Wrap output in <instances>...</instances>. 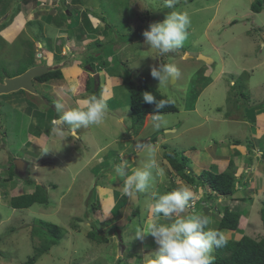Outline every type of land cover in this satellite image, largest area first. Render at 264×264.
<instances>
[{
    "label": "rangeland",
    "instance_id": "obj_1",
    "mask_svg": "<svg viewBox=\"0 0 264 264\" xmlns=\"http://www.w3.org/2000/svg\"><path fill=\"white\" fill-rule=\"evenodd\" d=\"M58 1L5 0V5L0 7V14H6L7 17V20L4 19L6 26L0 29V72L15 74L22 71L29 55L31 56L30 52L40 43H43L44 48L50 49L48 35L41 32L45 30L46 33L54 34L57 28L53 25L45 27L48 26L47 16L43 20L42 13L49 11L47 3L51 7H60L57 5ZM251 1L255 0H178L175 8L169 9L165 6V0H76L70 5L74 8V15H69L67 10L65 14L58 13L57 19L66 22L65 29L73 31L75 36L81 34L77 37L79 42L82 40L81 45L73 48L84 46L88 42L95 45L92 51V66L96 70L105 66L103 60L108 58L105 54H113L108 58L110 63L105 66L104 73L101 71L102 86L106 87L104 90H108L111 95L110 99H107L111 108L115 109L122 119L118 120L114 114L105 113L100 125L77 129L81 135V140H78L67 131L59 129L56 123L53 125L51 121L45 120L44 115V118L33 115L35 102L28 103L31 108L26 102L23 108H19L14 106L12 98H8L10 101L4 100L11 94L0 96V264H21L34 255L36 248L43 244V234L35 232L34 229L40 225L41 219L61 226L63 236L59 243L52 244L49 251L38 258L36 264H145L146 255L153 252L157 245L154 239L152 247L146 243L149 236L143 241L133 240L134 233L141 225L140 220L146 216L153 218L149 208L152 204L151 193L169 192L163 189L164 176L171 168L169 161L163 159L165 146L185 151L196 174L201 173L203 169H215V159L212 158L214 152L219 156L222 152L246 159L242 153L230 148L232 141L241 138L244 143L249 135L246 143L252 144L251 126L253 132L258 125L264 127V9L258 13L252 11ZM43 4V9L37 11V5ZM173 10L187 12L191 20L188 38L183 47L167 54L149 49L144 44L143 32L149 29L150 24L162 22L167 13ZM19 12L21 16L16 17ZM147 12H150V18H147ZM101 15H104L108 22H105ZM12 17L15 19L11 22ZM89 17L93 19V23L89 21ZM32 19L33 22L30 21ZM109 20L117 21V24L113 25ZM235 20L237 22L233 23ZM128 21L133 25L131 30L127 25ZM100 22L102 25L98 32L96 27ZM256 25L263 27L262 32H255ZM249 30L261 38V45H255L253 40L247 37L246 32ZM77 39L71 37L70 41L76 43ZM67 46H70V42ZM199 52H203V55L210 57L215 63L212 65L198 59L199 56L197 58L196 55ZM66 56L70 60L63 67L62 73L70 83L77 74L75 61L83 60L81 57L73 58L72 54ZM163 63L177 67L179 75L176 82H172L170 77L160 83L151 76V68H158ZM77 65L79 69H85L79 63ZM71 67L76 73L75 70L68 72ZM226 68L232 74L224 73L220 78L217 77ZM251 68L254 70L251 71ZM48 78L49 75H45V80ZM83 79L82 77L81 80ZM131 81H146L154 85L172 99L178 110L159 113L163 123L158 129L154 126L153 116L149 119L147 116L148 120L143 128L136 132L132 126L134 118L129 91ZM45 82L51 83L55 80L49 79ZM248 83H251L250 88ZM94 88L87 90V94H94ZM58 90H63L61 97H57L59 91L54 93L50 86L46 88L48 93L43 87L38 88L39 92H44L53 102L62 103L65 110L75 108L69 97L63 101L66 89L58 86ZM253 93L257 95V101L253 100L255 105L249 102L254 98L250 97ZM83 94H86V86L77 95ZM29 96L36 100L37 104L42 103L39 96L37 99ZM25 98V95H22L21 99ZM237 105L246 106V112L243 108L237 111ZM52 108L54 109L53 106ZM232 109L238 114L235 119L240 121L244 119L243 115L251 119L248 120L250 122L246 133L243 123L235 122L234 118L230 117L233 115ZM50 115H55V112L52 111ZM258 119L263 122L259 123ZM35 126H40L43 132L50 130L54 136L57 134L56 142L51 143L52 136L46 132L47 136L43 137L47 143L46 147L41 148L35 144L33 141L40 142ZM140 144L155 146L156 160L159 168L163 169V174L153 170L151 188L147 193L124 197L129 199L127 204H124L126 200L116 202L115 211L106 214L111 201L107 199L110 197L109 192L104 193L99 185L96 196H92L91 192L96 183L103 185L105 189L112 187L119 190L116 185L118 182L119 188L123 189V178L115 175L114 165L123 161L129 174L142 166L146 153L138 151L137 146ZM100 146L103 149L98 151ZM111 147L114 149L113 154H109ZM119 149L124 150L121 152L123 155L120 154L121 157L118 154ZM39 154L41 157H38ZM16 157H24L30 162L29 175L23 176L24 178L16 175L7 181L4 178L8 176L9 158L14 161ZM171 173L176 181H181L179 176ZM263 173L260 170L258 174L256 172L255 177L261 178ZM245 175L251 176V173L247 171ZM38 186H42L48 195V203L36 202L23 209L12 207L10 201L14 196L32 194ZM139 195L141 196L138 198ZM114 196L116 197L113 192V200ZM224 199H214L213 205L218 209L226 206L240 209L246 223L244 234L256 239L264 235L260 203L251 209L249 202L234 204L229 197ZM96 202L101 210L95 209ZM197 205L199 207L196 210L199 213L207 211L202 203L198 202ZM116 210L120 211L121 216L110 219L109 214H114ZM250 211L251 214L247 215ZM209 214L213 220L218 219L216 208ZM93 219L99 224L101 236H109V242L96 243L88 238L87 232L92 229ZM103 220L106 224H102ZM113 226L114 231L118 228L123 230L122 238L126 249L122 247L119 231L109 235ZM213 226L214 224H211L210 227L214 228ZM214 255L213 248L211 256L214 258Z\"/></svg>",
    "mask_w": 264,
    "mask_h": 264
},
{
    "label": "clouds",
    "instance_id": "obj_2",
    "mask_svg": "<svg viewBox=\"0 0 264 264\" xmlns=\"http://www.w3.org/2000/svg\"><path fill=\"white\" fill-rule=\"evenodd\" d=\"M177 2L178 0H165V6L169 9H174ZM46 5L49 6V10L56 9L54 5L52 7L48 3ZM39 6L40 5H37V11L43 9L45 4L41 5L42 7L41 6L39 7ZM57 9H59L58 13H61V11L66 10V9L63 10V8L61 7H58ZM69 11L71 12L70 15H72L73 14L72 11L71 10ZM19 14L20 12L16 14L17 16L16 15L15 16L20 17L21 15ZM0 16H1L0 19H3V20L7 18L6 14H3V13L0 14ZM15 18L12 17L11 22L14 21L13 19ZM3 20L2 22H0V24L6 23L7 19L4 21ZM30 21L33 22V19ZM235 22H237V20L233 21V23ZM190 24H191V20L187 12L173 10L170 13H167L165 19L162 22H155V23L150 24L149 29L143 32L144 44L147 45L149 49L158 50L159 53L161 54H167L170 52H174L175 50L183 47L184 42L187 40L188 28ZM41 33L44 34V30ZM42 47L43 46L41 43L37 45L35 50L33 52H30L31 56L29 55L28 58L31 57L32 59H34V62L37 65L44 66V64L38 63V61L42 62V59L44 60V55H47L45 50ZM46 49L49 50L48 47H46ZM33 54H35V56H33ZM66 55H67V52L64 54L60 52L59 55L56 54L55 58L57 59V57H63ZM30 67L32 66H29L28 68ZM63 67L64 65L51 67L52 69L49 72L57 71V70H60L62 72ZM91 67L95 70V72H92L93 74H95L94 75L95 77L92 76L90 72H86V71L84 72L89 77L95 78L96 82L98 83L97 88H101V90H103V86L99 84V81L101 82V76L99 73H100V70L104 71L105 66H103L99 70H96L93 66ZM96 72H99V73H96ZM178 75H179V70L177 69L175 65H172V64L164 65L163 63V65H160L158 68L157 67L151 68V76L154 79H158L160 83L164 82L170 77L172 79L174 77L176 78ZM7 77H5L3 80H5ZM35 80H37V78L34 79V81ZM54 80H57V79H54ZM40 82H45V81H40ZM18 91H24L27 94L29 93V95L30 94L33 95L34 93V92H29L23 89L18 90ZM71 91L74 94L76 92V88L72 87ZM15 92H12V93H15ZM12 93H9V94H12ZM2 95H5V94H2ZM33 97L37 99L38 96L34 95ZM39 97H40V100L42 97H45L47 100H50V98L47 97L43 93H39ZM142 99L145 103L155 104V110H156L155 113H160V110L166 108L171 103L170 100H166V99L157 100L156 96L153 95L151 92H144ZM103 100H105L106 103L108 104L106 99L102 98L101 96H99L98 98L97 96L93 95L82 101L83 107L78 106V107L68 109V110L64 109V105L62 103L57 102L55 105L56 109L54 111L55 115H53L54 117L53 119L55 120H53V122L51 120V122L53 123V125L54 123H56L59 129H63L64 131H67L68 133L72 134L73 138L78 139V137H80L81 135H79L77 129H80L81 127L88 128L89 126H93V125L98 126L104 120L106 104ZM0 107H1V104H0ZM111 109L115 113H117V115L115 116L119 118L118 112H116V110L113 108ZM58 113H59V116H58ZM147 116H150V117L153 116L154 126L157 129L160 128L163 121L160 119V116L158 114L149 113L146 115V117ZM146 117L140 129L143 128L145 121H146ZM133 124H134V120H133ZM137 148L139 152L146 153L142 166L137 167L136 169L132 171L131 174H129L126 164L123 163V161L121 164L114 165L115 173L119 177L123 178V194L128 197H134L138 193H147L149 191V189L151 188V177H152L153 170H156L161 175L163 174V169L159 168L157 160H156L155 146L140 144L137 146ZM167 149L173 150L169 148L168 146H165L164 152ZM34 153L36 152H33V154ZM19 158H22L25 161H27L28 164L26 166V170L29 168V166L31 167L30 162L26 158L24 157H19ZM15 159H17V157ZM163 159H167L164 157V153H163ZM9 161H10L9 165L14 163L13 159L9 158ZM170 166H171V170L173 173H175L177 176H181L173 168L171 163H170ZM9 167L7 168V170L9 169ZM15 170H16V166H15ZM26 170L23 171L22 173H19L16 170L17 175H19L22 178H24L23 176H28L29 173L26 174L25 173ZM1 175L4 178V172H2ZM9 175L10 174L8 173V176L4 179H8ZM98 185L100 186L101 184L99 183L95 184L94 189L91 192L92 196H96L98 187H99ZM195 186L197 185L195 184ZM238 186H239V182L237 184L236 189L238 188ZM151 195H152V198L154 199V203L149 206L150 212L153 213L157 218H159L162 215L164 218L168 220H172V222L171 223H159L158 220L149 218L142 227H139L135 230L133 240L138 239V240L143 241L146 238V236H151L154 239L155 244L157 245L156 249L153 252L146 255L145 264H213L214 258L211 256V252L213 248L225 246L228 242L225 236H227L230 231L224 235L220 231L209 227V225L211 224V219L209 216L202 215V214H192L193 211L194 212L197 211L196 205L200 201L194 200L195 199L194 193L189 186H186V185L181 186V187H178L174 191L163 193V194L152 192ZM217 195H220V194H217ZM211 202L213 204V200ZM95 206H96L95 208L97 209V211L101 210L99 203L96 202ZM187 209H190L189 215H182L186 212ZM217 209L218 208H216V210ZM174 217L175 219H173ZM102 218L104 219V215H102ZM95 221L96 219H93L94 223ZM102 224H106L104 220ZM98 225L99 224H97V228H98ZM113 227H114L113 231L109 235H114V232L119 231L121 235V243L123 245L121 246L124 249H126V247L123 244V238H122L123 230H119L120 228H118L114 231L115 226ZM92 229H93V226H92ZM99 234L100 235L102 234L101 230H99ZM104 236L107 237L108 239L107 242H109L110 240L109 236L107 235H104Z\"/></svg>",
    "mask_w": 264,
    "mask_h": 264
},
{
    "label": "crops",
    "instance_id": "obj_3",
    "mask_svg": "<svg viewBox=\"0 0 264 264\" xmlns=\"http://www.w3.org/2000/svg\"><path fill=\"white\" fill-rule=\"evenodd\" d=\"M250 3H251L250 4V9H251V5H252L253 1H251ZM78 4H80V3H78ZM263 7H264V5H263ZM66 10H67V13L70 15L71 12L68 9H66ZM58 11H59V9L56 8V9H53V10H49L47 13L45 12L46 15H44L45 13H42V19L43 20H44V17L47 16L48 26H45V27H49V26H52L53 25V26H55L57 28V31L54 34H49L48 32L46 33V31L44 30V35H48L47 36V38L49 40L48 46H50V49L48 50V49L44 48V45L42 43V46H43L42 48L45 50V52H46L47 55L44 57V60H42V62L41 61H38V63L39 64L42 63V64L47 65L49 67H56V66H59V65L60 66L61 65H64L65 66L67 64V62L70 60V58L67 57V56H63V57H60V58H57L56 59L55 58L56 54L59 55L60 52H62V54L66 53V52H67V54H72L73 55V58L81 57V59L83 61H80V60H76L75 61L76 62L75 64H76L77 74H76V78L74 76L73 82H71V81H70V83H69V81L67 82L66 81L67 77L65 76L64 78L57 79V80H55V82H51V83H48V82H40L38 80H35L34 81V87H35L36 90L39 87H43L44 91L47 92L46 91V88L50 86V88L53 89V92L54 93H56V92L59 91L58 90V86L64 87V89H66V91L64 92L65 96L63 97V101H65L66 97L67 98L69 97L68 99L72 100L73 101V104L76 107H78V106L79 107H83L82 101L84 99H87L90 96H93L94 94L93 93H91V94H87L86 93V94H83V95H77L79 93L78 89H79V87L83 83L81 81V77H79V76H82L83 74H85V72H83L84 70L85 71L87 70L86 72H90L92 76L95 75V74L92 73V72H95V70L91 67L92 64H93L92 63V60L94 59L92 57L93 56L92 51L94 49V45H91L88 42L84 46H79L78 48H73L74 46L81 45V42H82L81 39L82 38L79 39V40H81L80 42L77 39V37L81 36V34L79 36H77V34H76V36H75L73 34V31L69 32L70 30L65 29L66 26H65L64 23H66V22H61L59 19H57V17H58ZM64 12L65 11H61V13H64ZM61 13H59V14H61ZM77 14L79 15V13H77ZM86 17H88V16H86ZM88 19L92 23L94 22L93 19H91L90 17ZM86 20H87V18H86ZM99 24L100 25H98V27H96V29H97L98 32H99L100 27L102 25L101 22ZM259 26L260 25L254 26L255 32H256V30L262 32V29L261 28H263V27H259ZM257 28H259V29H257ZM253 30L254 29H251V31H253ZM251 31L249 30V31L246 32L247 37L250 38V40H253V43L255 45H258V46L261 45L260 44L261 41H262L261 38L256 33L255 34L251 33ZM209 32H211V30ZM64 33L65 34L68 33V35L67 34L65 35ZM71 37H75L77 39L75 41L76 43L70 41V38ZM69 42H70V46L68 47L67 44ZM80 47H82V48H80ZM73 49H75V50H73ZM185 54H187V51L185 52ZM201 54H203V52H199L196 55V57L198 58V56L201 55ZM105 55L109 58V56H112L113 54H111V55L105 54ZM81 62L84 63V64L82 65ZM77 63H79L80 65L84 66L85 69L84 70L83 69H79ZM210 63H212V65H213L215 63V61L212 59V61ZM241 64H242V61L239 63L240 67H241ZM106 65H107V63H106ZM258 65H260V64H258ZM72 68L73 67L68 68V72H71L73 70ZM76 70H75V73H76ZM253 70H254V68H251V71H253ZM101 71L102 70H100V73L99 72H96V73H99L100 76H101L102 75ZM229 71L230 70H228L226 68L217 77L220 78L221 75L224 74V73L226 75L228 73H229V75H231L232 73H230ZM102 72L104 73V71H102ZM237 74H239V73L237 72ZM70 75L72 76V74H70ZM102 78L103 77H101V82L99 81V84H101V85H102ZM233 79L234 78H232V80ZM111 84H112V82H111ZM250 84L251 83H248L249 88H250ZM72 85H77V87H75L76 90H77V92L74 93V94L71 91V89L73 87ZM105 88H103V90L101 92L102 94L100 93V96L102 98H104V99L107 100L108 98L110 99L111 95H110V93H109L108 90H104ZM62 91L63 90L59 91V94H58L57 97H61L62 96L61 95L62 94ZM39 93H41V92L37 91L35 94L33 93L32 97L34 95L35 96H39ZM12 94H14V96H12ZM12 94L9 97L6 96V98L4 100H6L8 98H12V100L15 102L14 106H17L19 108H23L22 106L24 105L25 102H26L27 105H28V103L30 101L35 102V105H34L35 106V110L32 112L33 115H36L39 118H42L43 115H44L45 116V120H48V121H51L52 120V122H53V120H55V119H53L54 118L53 115H50V113L52 111H55V109H56V107H55L56 102H53L52 100H47L45 97H42L41 100H40L42 102V105H43L42 106L41 104L40 105L37 104L36 100H34L33 98H31L28 95L29 93L27 94L24 91H17V92L12 93ZM43 94H45V93L43 92ZM22 95H25V97H26L24 100L21 99ZM252 96L254 98L250 99L249 102H250V104L253 103L255 105V103H254L253 100L257 101V98H256L257 95H255V94L254 95H250V97H252ZM8 100L10 101V99H8ZM240 100L241 99H239L238 101L240 102ZM107 102H108V100H107ZM28 106H30V105H28ZM52 106L54 107V109L52 108ZM41 107H42V109H41ZM49 107H50V109H49ZM30 108H31V106H30ZM236 108L238 109L237 111H241V108H243L245 112L247 110V107L246 106H243L242 107L241 105H237ZM233 110L234 109H232L233 115L230 116V117H233L234 120H235V122H238L239 120L235 119L238 114H235L236 112L233 111ZM36 111L38 112V114H36ZM243 117H244V119L240 120L239 122L241 124L243 123V130L246 133L248 131V124L250 122L248 120H251V119L246 118L244 115H243ZM147 118L149 119L150 116H148ZM121 119H122L121 118V115L119 114L118 120H121ZM148 119H146V120H148ZM258 121H259V123H262L264 120L262 122H260V119H258ZM35 128H36V133H38L37 134V137L39 138V141L40 142H38V141H33V142L34 143L36 142L35 144H37V145H41V148L42 147L45 148L47 143L44 142L46 140L43 137L44 136H47V134L41 130V127L40 126H35ZM61 130H63V129H61ZM251 131H252V133H251V136H252V144L249 143L250 146H249L248 143H246V139L249 137V135H247L246 139L244 140L245 141L244 143H243V139L236 138L235 140L232 141V143L230 145V148L232 150L238 151V152L242 153L246 157V159H243L242 157H239V156H237V157L231 156L230 154L222 153V152H220L221 153L220 156L218 155L217 152H214L213 153V157L212 158L215 159L214 160L215 169H211V170L214 171V172H222L224 170H227L229 168V162L230 161H233L234 162V166L236 168V175H237V177L239 179V186H238V188L236 189V191L231 196H220V195L214 194V193H212V189L211 188H209L207 186H199V187H197V186H195V184H190L186 179H184L181 176H179V178H181V181H179V180L176 181L175 180L176 178L171 173L172 172L171 168H170V171L168 172V174H166V176H164V182H163L164 188L163 189L164 190H168L169 187L172 186V184L176 187V189L178 187L185 186V185L186 186H189L191 188V190L193 191V193H194V196H195V199L194 200L195 201H198L199 200L200 203H202L203 205H205V208L207 206H209V207H207L208 212H211L214 208H217V207H215V205L212 204V202H211L212 200L214 201V199H215L216 201H218V200L221 201V200H225L224 199L225 197H229L230 200L234 204H241V203L246 204L247 202H249V204L251 206V209H253V207H257V205L259 203L262 206V201L264 200V175L261 178H258V177H255V176H257L255 174H256V172L258 174L260 170H262L264 172V127L261 126V125H258V127L256 128V130L253 132V126H251ZM46 132L50 133L51 136H52L50 142L51 143L52 142H56L57 134H56V136H54L50 132V130L49 131H46ZM78 140H81V136L78 137ZM237 141H239V142H237ZM111 148H112V150H111L112 152L110 151L109 154H113L114 149H113V147H111ZM102 149H103V147L100 146V148L98 149V151H100ZM250 149H252V150H250ZM123 151H124L123 149H121V150L119 149L118 154H119L120 157H121V155H123L121 153ZM115 153L117 154V151H115ZM185 154L187 155L186 152H185ZM124 156H125V154H124ZM38 157H41V154H39ZM192 163H193V161H192ZM163 165H164V163H163ZM29 168H30V166H29ZM29 168L26 170V172H25L26 174L29 173V170H30ZM191 168L193 169L192 166H191ZM247 171L249 173H251V176L245 175ZM169 174H170V176H169ZM115 175L118 176L117 174H115ZM170 180H171V183L169 184V181ZM116 185H117V188L119 190H114V188H112V187H109V189H105V188H102L103 186L100 185V188L102 189V191L104 193L106 191H108L109 192V195H110V197L107 198V199H110L111 200L110 201V206L107 208V210H108L107 211V214L110 213V212H112V211H115L114 210V206H115V203L116 202L117 203H119V201H122L123 202V200H126L124 202V204H127L129 202V199H125L126 198V195L123 194V189H120L119 188L118 182H117ZM113 192L116 195V197L114 196L115 197L114 200L112 198ZM156 192L157 193H160L159 191H156ZM213 195L215 197H213ZM140 196L141 195H139L137 197L139 198ZM153 203H154V199L152 198V204ZM103 206L104 207L106 206V204H104V201H103ZM189 210L190 209H187L186 212L184 214H182V215H189V213L186 214L187 211H189ZM216 211L218 212L217 216L222 215L221 212L219 211V209H217ZM251 211L247 215H250L251 214ZM119 212H117V210H116V212L114 214H109V216L111 217L110 219H113V218L115 219V218L120 217L121 215H119ZM152 217H153L152 219L158 220L159 223H168V219L164 218L162 215L159 218H157L156 216L154 217V214H153ZM149 218H151V217L150 216H148V217L146 216L143 220H140L141 221V225L139 227H142V225H144V223ZM110 219H108V220H110ZM173 219H175V217ZM171 222H172V220H170V223ZM227 233H228V231H226L224 233V235L227 234ZM146 243L148 245H150V247H152L153 238L151 236H149V239H147V242ZM148 251H150V250H148Z\"/></svg>",
    "mask_w": 264,
    "mask_h": 264
},
{
    "label": "trees",
    "instance_id": "obj_4",
    "mask_svg": "<svg viewBox=\"0 0 264 264\" xmlns=\"http://www.w3.org/2000/svg\"><path fill=\"white\" fill-rule=\"evenodd\" d=\"M5 3V0H0V7H3ZM263 5L264 0H255L251 5V9L255 12H261L264 9ZM149 14L150 12H147V18L151 17ZM100 17L103 18L105 22H108V19L104 15H101ZM110 23L116 25L117 21L112 20V22ZM127 25L130 30L133 28L131 22L128 21ZM4 26H6L5 23L0 26V29H2ZM116 56L117 54L115 55V57ZM27 60L24 69L18 73L7 74L0 72V81H2L7 76L9 77L22 73L27 70L29 66H33L35 64L34 59H32L31 57ZM103 61L105 66L106 63H110L107 58ZM164 65L168 64L164 63ZM45 75H49V78L46 80ZM82 77L84 78L83 81L81 80L83 83L79 87L78 91H83L85 86L86 92L87 90H91L93 87H95L96 89H94L96 90V92H94V95L99 98L101 88H97L98 84L95 79L89 77L86 73L81 76V79ZM61 78H63V74L60 70H57L44 74L41 77H38L37 80L48 81L49 79ZM129 91L130 104L133 112L132 116L134 118L133 126L137 131L142 127L147 114H159L155 113V104H148L143 101L142 96L144 92H151L153 95L156 96L157 100L166 99L171 101L169 106L160 110V113L178 110V107L174 104L172 99L168 98L154 85L146 81L142 83L131 81V83H129ZM164 157L169 160V162L177 171V173L181 175L184 179H186L190 184H196L197 187L207 186L212 189L214 194H220L222 196H231L236 190L239 179L236 175V168L234 166L233 161H230L229 168L226 171L214 172L211 169H204L202 170L201 174H196L191 168L189 162L190 158L185 154V152L167 149L164 152ZM8 173L10 175L8 179H5L7 181L11 180L14 176L17 175L14 163L10 165ZM172 186L169 187V192L176 190V187L173 184ZM213 197L215 196L213 195ZM36 202H49L48 195L45 194L42 186H38L37 190L32 194H20L14 196L10 201L12 207L18 209L30 207ZM197 207L199 206L197 205L196 208ZM219 211L222 215H219L217 220L212 219L208 210L206 212L201 213H199L198 211L192 212V214H202L209 216L211 219V224H214L213 229H216L223 234L226 231H230V235L225 236L228 241L227 244L223 247H214L215 257L213 264H264V235L261 238L256 239L250 235L244 234V225L246 223L244 220V214L243 212H241L240 209H232L229 206H226L220 208ZM260 214L264 225V200L262 202ZM211 224L209 225V227L211 226ZM34 229L35 232L43 234V244L40 247L36 248V251L33 256L29 257L26 261L22 262L21 264H36L38 258H40L43 254L47 253L52 244L59 243L63 236V229L61 226L56 223L44 221L42 219L40 220V225L36 226ZM87 236L89 239H91L92 242L94 241L96 243L108 241L106 236L102 237L99 234L96 222L93 223V229L87 232ZM44 240H46L47 243L44 244Z\"/></svg>",
    "mask_w": 264,
    "mask_h": 264
},
{
    "label": "water",
    "instance_id": "obj_5",
    "mask_svg": "<svg viewBox=\"0 0 264 264\" xmlns=\"http://www.w3.org/2000/svg\"><path fill=\"white\" fill-rule=\"evenodd\" d=\"M3 19H0V22H2ZM199 59L206 61V62H211L212 59L206 55H199ZM52 68L47 67V66H42V65H35L30 68H28L23 74L13 76V77H7L5 80L0 81V95L2 94H9L21 89L27 90L29 92H36V89L34 87V79L41 77L42 75L46 74L49 72ZM177 77L172 79V82H176ZM106 104V111L105 113H111L114 115H117L111 107L106 103L105 100H103ZM14 164L16 166V170L19 173H22L23 171L26 170L27 166V161H25L22 158H17L14 161Z\"/></svg>",
    "mask_w": 264,
    "mask_h": 264
},
{
    "label": "bare ground",
    "instance_id": "obj_6",
    "mask_svg": "<svg viewBox=\"0 0 264 264\" xmlns=\"http://www.w3.org/2000/svg\"><path fill=\"white\" fill-rule=\"evenodd\" d=\"M74 1H76V0H72L71 2H67L66 0H59L58 3H57V5L60 6L61 8H65V9L71 10V11L73 12L72 9H74V8H71L70 5H71V3L74 2ZM0 18H1V16H0ZM2 24H4V23H2ZM2 24H0V26H1ZM50 38H51V37H50ZM51 39H52V38H51ZM32 51H33V50H32ZM35 65H37V64H34L33 66H35ZM20 74H23V72H22V73H19V74H17V75H20ZM17 75H14V76H17ZM11 77H13V76H11ZM33 83H34V81H33ZM23 90H24V89H23ZM37 91H38V89H37ZM200 174H201V173H200Z\"/></svg>",
    "mask_w": 264,
    "mask_h": 264
},
{
    "label": "flooded vegetation",
    "instance_id": "obj_7",
    "mask_svg": "<svg viewBox=\"0 0 264 264\" xmlns=\"http://www.w3.org/2000/svg\"><path fill=\"white\" fill-rule=\"evenodd\" d=\"M33 56H35V54H33ZM36 64V63H35Z\"/></svg>",
    "mask_w": 264,
    "mask_h": 264
}]
</instances>
